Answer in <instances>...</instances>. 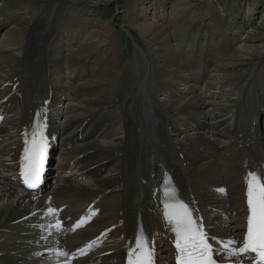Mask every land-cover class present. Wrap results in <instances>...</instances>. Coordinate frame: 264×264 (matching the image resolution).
Listing matches in <instances>:
<instances>
[{
  "label": "bare ground",
  "instance_id": "obj_1",
  "mask_svg": "<svg viewBox=\"0 0 264 264\" xmlns=\"http://www.w3.org/2000/svg\"><path fill=\"white\" fill-rule=\"evenodd\" d=\"M12 1L0 0V28L3 21L11 19L1 31L8 32L11 28L13 16L7 13L9 6L21 1L41 10V17L55 11L59 22L63 24L66 20L67 25L64 33L56 37L50 36V28L41 31L39 38L34 39L31 35L20 50L16 46L22 39L10 37L11 32H18V26L11 28L6 38L2 37L5 39L0 47V100L11 94L14 86L16 92L0 104L6 114V120L0 126V264H43L39 247L44 226L43 211L48 203L66 207L65 217L73 218L84 213L90 203H95L92 209L98 216L94 221L59 243L75 249L77 244L102 234L99 241L104 248L98 254L105 256L101 258V264H123L126 249L142 224L149 238L158 240V248L160 242L163 243L160 252L167 264H176V257L164 239L166 230L160 219L159 190L165 178L175 184L178 195L193 213L198 209L203 214L214 238L243 235L246 173L259 167L264 177V129L262 132L258 128L260 120L264 119V76L257 78L258 73L257 79L253 78L244 91L246 83L239 86L240 94L233 96L231 107L229 98L220 101L217 97H222L215 96L219 103L208 98L213 88H220L212 78L199 88L209 74L207 68L199 69L202 72L197 75L199 81L192 82L189 71L190 65H195L193 60L184 65V70H172L173 77L169 82H156L158 88L155 91L152 81L155 55L170 65L177 56L176 50L167 44L170 41L166 30L146 23L135 29L142 28L144 33L141 35L148 36V43L154 46L150 50L155 55L151 59L153 62L146 60L143 51V57L136 55V61L141 59L149 64L148 67L145 64L148 81L143 79L141 85L133 84L127 91L126 111L120 108V100L104 104L105 97L101 95L97 101L93 100L95 96L87 101V96L99 93L109 83H116V95L123 93L120 85L123 78L117 77L113 82L110 79L105 82L92 80L94 67L97 68L104 57H95L98 63L91 65L90 71L85 68L87 62L93 64L88 60L94 57V53L85 49L86 46L93 49L90 40L84 38L88 28L79 19L62 14L61 3L67 0H15L6 8ZM98 1L93 0V5H100ZM82 34L84 42L80 44L75 36ZM42 35L45 36L40 38ZM48 35L50 37L46 38ZM233 36L229 35L228 39ZM236 46L239 48L235 53L246 50L241 44ZM109 56L114 57L113 54ZM216 57L212 58L213 63ZM65 66L76 70L67 74ZM251 75L254 76L249 74L244 80ZM132 78L138 79L137 71L132 73ZM83 81L86 82L78 84ZM74 91L78 93L77 97L70 95ZM36 93L43 96L39 98L41 104L42 100L48 102L46 111L52 133L59 136L60 144L62 142L60 159L55 165L56 171L61 170L57 171L56 184L38 196L21 192L12 180L21 149L19 131L29 119V110L37 103L38 99L31 100ZM159 93H166V98L153 99ZM250 94L253 100L247 99ZM134 103L137 109H133ZM156 113L168 115L166 127L160 126L163 122L154 117ZM69 145L70 149L67 148ZM78 156L82 158L75 160L74 171L67 173L72 170L67 161ZM221 210L228 213L227 219H222Z\"/></svg>",
  "mask_w": 264,
  "mask_h": 264
},
{
  "label": "rangeland",
  "instance_id": "obj_2",
  "mask_svg": "<svg viewBox=\"0 0 264 264\" xmlns=\"http://www.w3.org/2000/svg\"><path fill=\"white\" fill-rule=\"evenodd\" d=\"M13 1L16 2L15 0ZM13 1L9 3L6 8L14 3ZM82 1L83 2H71L67 0L62 2L60 7L63 10L62 14L64 16L70 18L75 17L88 28L84 38L85 40H90L93 49H90L88 46H86L85 49L92 55L94 53V57H91L93 61L88 60L93 63L90 65H96L98 59L104 57V60L98 63V67H94L95 72H93L92 80L99 79L105 82L110 79L109 81L113 82L115 79L123 78L120 80V85L123 89V93H121L120 96L116 95L118 88L116 83H109V86L99 90L100 94L97 93L87 96V101L92 100L93 96H95L93 100L97 101L101 95L105 97L104 104H110L111 101L120 100V108L126 111L125 108L128 106L126 101L127 91H129L133 84L140 83L143 79H147L144 73L149 64L141 59L136 61V55L143 57L142 50H144L146 60H150L151 62H153L151 59H153L155 55L154 53L152 54L150 50V48L153 49L154 46L148 43V36L141 35L144 33L142 28L140 29V27H138L135 29L137 26L146 23H153L166 30L169 34L168 37L170 41L167 44L169 47H172L173 50H176L175 56L178 57H176L175 62L170 65L163 62V60H159L158 55H155L152 68L155 71V80H158L157 82H169L173 77V71L184 70L182 69L184 68V64L187 65L186 63L192 62L191 60L195 61L196 66L193 65V63L190 65L189 74L191 76L200 75L202 73L201 70L198 68L195 69V67L199 65L205 66L206 63L203 62V60H205L211 64L209 65V70H214L210 72L205 79L209 81L210 78H212V81L218 83L220 87L213 88L214 91L208 98H211L217 103L219 102L216 101L215 96L222 97H217V100L220 101L229 98L228 102L231 107L234 101L233 98L237 97V94H240V90H237L239 86L246 83L243 87L244 91L246 87L251 85L249 83L254 79L264 76V0H99L98 2L100 5H93V0ZM21 4L27 5L31 9ZM32 8L33 7L21 1L9 6L7 11L8 14L13 16L12 22L14 24L11 28L13 29L16 26L19 28L18 32L13 31L10 33V37L16 36L22 39L19 45L16 44V48H19V50L26 45L27 38L31 35H34V39L39 38V34L49 28L51 29H49V31H53L54 34L60 33L61 31L64 33V28L67 25L66 20H64L65 24H62V21L59 22L55 11H52L51 15L44 14L41 17V10ZM47 10L49 11L48 7ZM51 10L52 9H50V11ZM82 18H88L90 22ZM8 23H11L10 18L8 21L5 20L2 22L4 25L0 28V31ZM11 28H9L8 32L7 30L0 32V40L1 37H5L6 33L12 30ZM21 29L22 31H19ZM124 30L131 33L133 38L134 36L136 37V39L134 38V42L137 47L141 48L135 55L130 40L123 32ZM232 33H234L237 40H243L242 43H238L234 37L229 40V34ZM67 34L68 33H66V35ZM44 36L45 35H42L40 38ZM50 36L48 35L46 38ZM84 38L83 34L80 36L78 35V37L75 36V39L79 40L80 44L84 42ZM111 38L112 40L114 38V46L112 47L108 46V43L111 42ZM4 39L1 40L0 47ZM13 40L16 41L15 39ZM236 44H241L246 50L244 52L235 53V50L239 48ZM100 48L102 49L101 52H99ZM212 50L215 51V54L212 53ZM111 54L114 55V60L109 56ZM215 56H217V59H215L214 61L216 62L213 63L212 58ZM95 57L99 58L94 60ZM172 59L174 58L172 57ZM135 62L137 63L135 64ZM145 64L147 65L146 67ZM127 66L129 70L126 68ZM254 66L257 67L254 68ZM224 69L226 71L222 72ZM132 71H137V73H139L137 76L138 79L132 78ZM70 72L71 70H69L67 74ZM130 72L131 75H129ZM225 74L228 77L231 76V78H225ZM249 74H254V76L251 75L250 78L244 80ZM257 75L258 77L256 78ZM136 80L137 82H135ZM85 82L83 81L78 84H84ZM210 83L216 86L215 83L211 81ZM110 84L113 86H110ZM153 87L155 91H157L158 86L156 83H154ZM176 88L178 89V86H176ZM210 88L211 87L206 86L207 90H211ZM131 92L132 95H134L133 91ZM72 94H75V97L78 96V93L75 91L70 95L72 96ZM166 96V93H159L157 96L154 95L153 99L158 100L161 97L166 98ZM252 98L253 96L250 94V99ZM119 106L117 107L119 108ZM132 107L133 109H137V104L134 103ZM167 116L168 115L165 113H161V115L157 113L154 114V117L159 119L160 123L161 121L163 122L160 125L161 127L167 126V124H165L167 123ZM221 141L224 143L222 139Z\"/></svg>",
  "mask_w": 264,
  "mask_h": 264
},
{
  "label": "snow or ice",
  "instance_id": "obj_3",
  "mask_svg": "<svg viewBox=\"0 0 264 264\" xmlns=\"http://www.w3.org/2000/svg\"><path fill=\"white\" fill-rule=\"evenodd\" d=\"M27 143L29 142L26 140ZM46 150L47 143L42 133L34 131L31 147L25 148L21 173L28 187H35L39 181L46 159ZM246 184L248 216L243 247L230 248L236 243L233 240L227 241L224 247L230 248L232 255L252 251L264 262V179L256 173L249 172ZM218 191L223 192L224 189ZM166 196L164 218L171 225L174 233L177 264H215L212 245L203 230L202 223H197L193 218L192 210L178 198L175 188L168 190ZM57 226L59 227V222ZM62 255L66 254L62 253ZM128 264H152V250L148 247L147 238L142 235V229L136 236L135 248L129 249Z\"/></svg>",
  "mask_w": 264,
  "mask_h": 264
}]
</instances>
